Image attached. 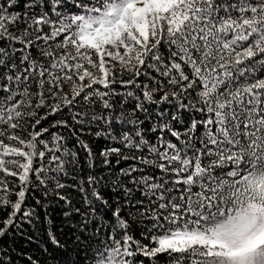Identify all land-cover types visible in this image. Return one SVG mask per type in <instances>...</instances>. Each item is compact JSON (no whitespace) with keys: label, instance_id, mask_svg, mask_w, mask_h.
<instances>
[{"label":"snow or ice","instance_id":"6c2138e0","mask_svg":"<svg viewBox=\"0 0 264 264\" xmlns=\"http://www.w3.org/2000/svg\"><path fill=\"white\" fill-rule=\"evenodd\" d=\"M0 264H264V0H0Z\"/></svg>","mask_w":264,"mask_h":264}]
</instances>
